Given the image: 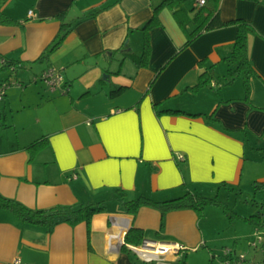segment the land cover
Wrapping results in <instances>:
<instances>
[{
	"label": "crops",
	"instance_id": "0c3cea01",
	"mask_svg": "<svg viewBox=\"0 0 264 264\" xmlns=\"http://www.w3.org/2000/svg\"><path fill=\"white\" fill-rule=\"evenodd\" d=\"M164 1L0 0L8 18L0 20V82L12 84L0 102V195L37 210L104 207L91 225L52 231L0 208V264H187L191 253L206 250L214 261L216 246L239 256L242 241L253 247L258 234L264 247V229L220 207L163 215L144 206L133 215L123 204L188 193L222 201L264 181V0H212L203 14L196 0L159 9ZM214 20L219 27L188 44ZM239 21L253 27L249 95L243 77L227 84ZM64 28L67 36L51 51ZM147 41L151 56L139 65ZM50 68L62 71L65 92L42 80ZM205 72L209 84L196 88ZM237 83L242 90L230 95ZM222 84L231 90L210 89ZM41 140L46 145L33 153ZM214 214L225 235L221 226L213 235ZM131 229L186 249L148 262L126 243Z\"/></svg>",
	"mask_w": 264,
	"mask_h": 264
},
{
	"label": "trees",
	"instance_id": "16d2710c",
	"mask_svg": "<svg viewBox=\"0 0 264 264\" xmlns=\"http://www.w3.org/2000/svg\"><path fill=\"white\" fill-rule=\"evenodd\" d=\"M179 0H165L159 6V9L165 7L166 5H174ZM212 0H206V4L202 7L195 6V9H199L198 14H203V12L209 8V2ZM214 1V0H213ZM218 1V0H215ZM206 12V11H205ZM209 17V16H208ZM2 17L0 15V20L2 22L8 21V18ZM207 18V17H206ZM215 20L211 23L202 25L200 28L191 33L188 44L191 43L195 37H197L203 30H209L213 27L218 26V23ZM253 31V27L245 21H239L238 23V35L233 46V51L231 57L228 59L230 69L227 78V84H233L238 77H243L245 80L246 92L249 95L251 91V75L253 74V66L249 57V45L248 38L249 34ZM69 30L63 29L62 33L59 36L58 41L52 45L50 50H54L59 47L65 37L67 36ZM151 56V46L149 42H146L145 52L143 56L139 59V65H147ZM6 67H13L14 64L5 61ZM15 67V66H14ZM209 76L207 72L203 74L200 84L196 88H200L201 86L209 84ZM195 88V89H196ZM247 95V98H248ZM46 145L45 140L37 141L34 143L30 149L33 153L41 149ZM255 190H263L264 189V181H256L254 184ZM126 211L129 214H136L140 208L144 206H149L153 208L159 209L163 215H166L169 211L180 210L186 208H194L199 212H203L209 206H216L222 208L231 219L235 217H240L245 222L250 224L253 227L258 229H264V214L258 213L255 215H251L249 217H243L237 215L235 212L231 213L229 211V207L226 203L222 202L217 198H206L201 197L194 193H188L187 195L165 202H156L154 200L148 199L146 197H140L131 201L123 202ZM0 208H5L12 211L23 223L30 225H44L47 226L50 231H52L55 227L60 224H70L72 226H77L81 223L86 222L88 225H91V222L95 215L104 211V207L100 204L90 203L87 205H81L78 207H68V206H59L46 210H37L31 209L25 206L24 204L16 201L4 198L0 195ZM146 239L145 233L140 229H131L126 235V243L134 244L140 246L143 241ZM126 249V247H124Z\"/></svg>",
	"mask_w": 264,
	"mask_h": 264
},
{
	"label": "rangeland",
	"instance_id": "374dc122",
	"mask_svg": "<svg viewBox=\"0 0 264 264\" xmlns=\"http://www.w3.org/2000/svg\"><path fill=\"white\" fill-rule=\"evenodd\" d=\"M242 87H243L242 83H237L234 86L235 89L232 91H230L231 88L225 86L224 84L219 86L218 90H215L212 87H210V89L213 91V93H218L225 88H229L228 90L230 91V95L236 96L239 93V92H237V89L242 90ZM255 182H253L250 185L248 184V186L246 184V186H244V188L241 189L242 192H240V191H233V192L229 191L223 195L222 201L228 205L229 211H231V213L235 212L237 215H246L243 217H249L251 215H255L258 213L264 214V189L258 190V191L255 190V188H254ZM214 210H215L214 212H218L217 210H219L220 214H221L220 216H222V217L224 216L223 215L224 211H221L220 209H214ZM211 218L214 220V224L216 227L213 229V233H214L213 235L218 236V234H219L218 229L220 226H221L220 231L222 232L221 235L222 234L225 235L226 233L223 231H225L226 226L222 225V224L218 226L216 224L217 222H215V220L217 221V219H219L217 217V215L216 214L211 215ZM242 226H244L245 232H247L250 225L245 223V225H242ZM250 240L251 239L246 238V240L242 241V245H244L245 247H244V250L240 252L239 256H242V255L246 256L247 264H249V263L259 264V262L262 261V259L264 258V247H262L260 249L259 248L255 249L254 247L249 246ZM216 245H218V244H216ZM215 246H213L214 249H216ZM216 247H218L219 249L215 250L216 257H215L214 261H212V255L206 254L208 250L203 249V250H206V253H201L203 251H200V253H191L190 255H192V254L193 255L188 258L187 264H189V263L190 264H227L225 256H224V250L226 248H222V246L221 247L216 246ZM248 254H249V256H248ZM248 257H250V261H249Z\"/></svg>",
	"mask_w": 264,
	"mask_h": 264
},
{
	"label": "built area",
	"instance_id": "2783aa9c",
	"mask_svg": "<svg viewBox=\"0 0 264 264\" xmlns=\"http://www.w3.org/2000/svg\"><path fill=\"white\" fill-rule=\"evenodd\" d=\"M205 4L206 0H196V6L198 7H202ZM29 16L34 17L35 12L31 10ZM5 63L6 62H4V64ZM11 68L15 70L14 66ZM42 80L53 92L60 90L63 93L66 91V88L64 87V75L62 71L57 68H50L44 72ZM11 85L12 84L10 83L0 82V102L4 100L7 90ZM261 244H263V238L258 234L256 242L252 243V245L255 249H258ZM131 249L148 262H164L166 260L165 258H167L169 255H182L186 248L180 243L160 242L156 240L145 239L140 246H131ZM156 249H160L162 254H152V252H154ZM150 254L155 255L156 257H151ZM224 255L226 257L227 264H247L246 256H235L232 250H226ZM16 263L20 264L21 262L17 261Z\"/></svg>",
	"mask_w": 264,
	"mask_h": 264
},
{
	"label": "bare ground",
	"instance_id": "6f19581e",
	"mask_svg": "<svg viewBox=\"0 0 264 264\" xmlns=\"http://www.w3.org/2000/svg\"><path fill=\"white\" fill-rule=\"evenodd\" d=\"M160 248H162V247H160ZM158 251H160V249H156L154 252H152V254H156L157 255ZM150 253H151V251H150Z\"/></svg>",
	"mask_w": 264,
	"mask_h": 264
},
{
	"label": "water",
	"instance_id": "95a60500",
	"mask_svg": "<svg viewBox=\"0 0 264 264\" xmlns=\"http://www.w3.org/2000/svg\"><path fill=\"white\" fill-rule=\"evenodd\" d=\"M124 244H125V241H123V245H124ZM150 256H151V257H156L155 255H151V254H150Z\"/></svg>",
	"mask_w": 264,
	"mask_h": 264
}]
</instances>
